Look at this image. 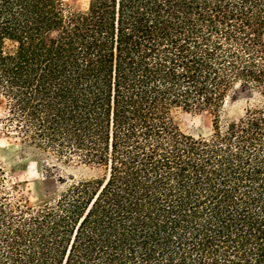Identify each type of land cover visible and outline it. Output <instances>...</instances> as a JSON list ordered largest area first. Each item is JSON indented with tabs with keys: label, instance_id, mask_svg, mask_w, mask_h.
<instances>
[{
	"label": "trees",
	"instance_id": "obj_1",
	"mask_svg": "<svg viewBox=\"0 0 264 264\" xmlns=\"http://www.w3.org/2000/svg\"><path fill=\"white\" fill-rule=\"evenodd\" d=\"M0 99L106 170L37 203L0 184V264H264V0H0Z\"/></svg>",
	"mask_w": 264,
	"mask_h": 264
},
{
	"label": "rangeland",
	"instance_id": "obj_2",
	"mask_svg": "<svg viewBox=\"0 0 264 264\" xmlns=\"http://www.w3.org/2000/svg\"><path fill=\"white\" fill-rule=\"evenodd\" d=\"M71 4L84 5L86 0H65ZM254 99H239L226 103L225 120L242 117L248 107L258 105ZM6 105L0 99V184L4 195L14 199L24 195L30 203L52 200L81 179H103V166L89 165L76 157L65 159L51 150L18 137L12 133L13 127L6 121ZM174 120L179 128L187 133L208 134L212 116L206 112L183 111L178 109ZM9 133V134H8ZM17 184L16 188H12Z\"/></svg>",
	"mask_w": 264,
	"mask_h": 264
}]
</instances>
